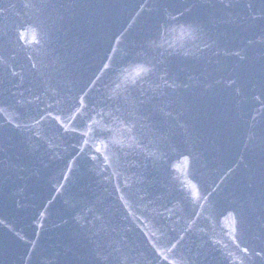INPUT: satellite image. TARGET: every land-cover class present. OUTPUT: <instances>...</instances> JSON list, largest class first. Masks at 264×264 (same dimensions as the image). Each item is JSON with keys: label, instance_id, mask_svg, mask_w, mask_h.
Listing matches in <instances>:
<instances>
[{"label": "water", "instance_id": "obj_1", "mask_svg": "<svg viewBox=\"0 0 264 264\" xmlns=\"http://www.w3.org/2000/svg\"><path fill=\"white\" fill-rule=\"evenodd\" d=\"M0 264H264V0H0Z\"/></svg>", "mask_w": 264, "mask_h": 264}]
</instances>
